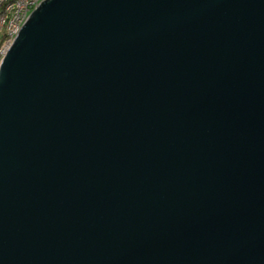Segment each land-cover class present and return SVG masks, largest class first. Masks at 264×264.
<instances>
[{
    "label": "water",
    "instance_id": "water-1",
    "mask_svg": "<svg viewBox=\"0 0 264 264\" xmlns=\"http://www.w3.org/2000/svg\"><path fill=\"white\" fill-rule=\"evenodd\" d=\"M0 264H264V0H42L0 61Z\"/></svg>",
    "mask_w": 264,
    "mask_h": 264
},
{
    "label": "built area",
    "instance_id": "built-area-1",
    "mask_svg": "<svg viewBox=\"0 0 264 264\" xmlns=\"http://www.w3.org/2000/svg\"><path fill=\"white\" fill-rule=\"evenodd\" d=\"M42 0H0V61L13 44L21 26Z\"/></svg>",
    "mask_w": 264,
    "mask_h": 264
}]
</instances>
